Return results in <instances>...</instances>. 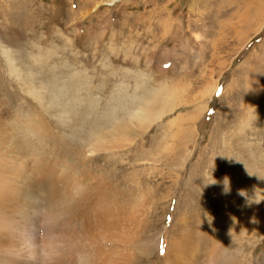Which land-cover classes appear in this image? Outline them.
Returning <instances> with one entry per match:
<instances>
[{
	"label": "rangeland",
	"instance_id": "obj_1",
	"mask_svg": "<svg viewBox=\"0 0 264 264\" xmlns=\"http://www.w3.org/2000/svg\"><path fill=\"white\" fill-rule=\"evenodd\" d=\"M160 85L173 110L136 145L84 159L96 131ZM0 101L8 121L38 116L59 156L120 194L139 231L133 264H164L185 232L197 264H264V225L230 224L264 195V0H0Z\"/></svg>",
	"mask_w": 264,
	"mask_h": 264
},
{
	"label": "bare ground",
	"instance_id": "obj_2",
	"mask_svg": "<svg viewBox=\"0 0 264 264\" xmlns=\"http://www.w3.org/2000/svg\"><path fill=\"white\" fill-rule=\"evenodd\" d=\"M1 50L9 71L18 76L8 49L1 46ZM161 85L146 93L149 101L144 99L128 117L110 124L105 132L96 131L84 159L136 145L152 124L173 110V93ZM26 93L42 109L49 107L41 88L30 83ZM7 113L0 101V264H133L128 247L139 231L124 210L125 203L117 198L120 194L111 188L104 191L108 183L103 175L92 176L84 164L80 167L59 156L47 142L49 132L38 116L17 114L8 121ZM62 115L67 118L68 110ZM260 199L264 195H256L230 221L233 232L263 227L264 200L254 202ZM184 237L186 232L165 244L164 264H178L179 253H185L187 264L198 263L199 255L185 246L192 240Z\"/></svg>",
	"mask_w": 264,
	"mask_h": 264
},
{
	"label": "clouds",
	"instance_id": "obj_3",
	"mask_svg": "<svg viewBox=\"0 0 264 264\" xmlns=\"http://www.w3.org/2000/svg\"><path fill=\"white\" fill-rule=\"evenodd\" d=\"M211 183H215V181H213V182H211ZM241 195H243V194L241 193ZM262 200H264V199H260L259 201L254 200V202H255V203H260Z\"/></svg>",
	"mask_w": 264,
	"mask_h": 264
}]
</instances>
